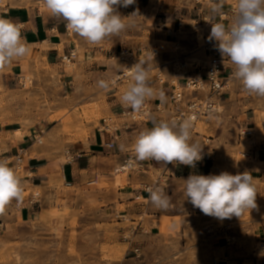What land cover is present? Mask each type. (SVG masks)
I'll return each mask as SVG.
<instances>
[{
    "label": "rangeland",
    "instance_id": "1",
    "mask_svg": "<svg viewBox=\"0 0 264 264\" xmlns=\"http://www.w3.org/2000/svg\"><path fill=\"white\" fill-rule=\"evenodd\" d=\"M208 1L136 0L126 8H117L122 17H128V27L94 45L108 55L91 59L80 51L68 65L61 61L47 65L37 58L22 73L6 71L7 65L0 67V127L43 129L42 146L56 150L58 144L65 145L59 158L67 162L72 157L67 153L69 143L86 139L95 129L113 131L133 124L111 112L108 93L119 82L128 87L130 76H119L128 73L138 60L145 61L149 80L161 75L183 86L188 76L204 75L213 57L204 46L203 31L196 33L192 22L211 13L203 8V2ZM230 2L235 5L236 0ZM180 21L185 26L180 27ZM122 49L134 51V59L121 60ZM84 60H89L84 80L88 87L79 92L97 98H87L91 100L79 106L74 104L78 91L76 96L72 94V86L60 73L77 70V63ZM113 78H118L114 86L99 88L100 80ZM218 103L219 116L201 119L192 128V142H199L206 156L203 166L177 171L145 169L129 157L133 167L119 171L125 164H116L110 178L100 174L99 179L82 186H67L61 177L52 179L49 186L56 195L50 199L49 209L39 213L37 208L25 222L17 217L14 206L4 220L0 264H215V260L218 264H264V149L257 150L264 147V97L246 93L240 82L231 78ZM247 127L253 128V134L242 136ZM14 133L21 136L23 132L16 128ZM28 158L26 155L22 166L14 169L18 176L24 174ZM223 171L233 175L247 171L253 176L257 208L240 218L221 221L193 207L184 195V180L190 174L218 175ZM130 184L135 188L133 194H118ZM149 186L164 189L171 199L169 208L158 209L148 201L145 188ZM26 194H32L34 200L45 197L41 187ZM220 241L229 243L227 258L216 251Z\"/></svg>",
    "mask_w": 264,
    "mask_h": 264
},
{
    "label": "clouds",
    "instance_id": "2",
    "mask_svg": "<svg viewBox=\"0 0 264 264\" xmlns=\"http://www.w3.org/2000/svg\"><path fill=\"white\" fill-rule=\"evenodd\" d=\"M136 0H44L49 13L66 21V28L97 45L106 38L118 35L128 24L117 11L128 7ZM231 23L223 22V0L211 7V15L205 20L211 24L208 41H215L221 56L228 57L235 69L233 78L242 90L250 95L264 97V0H236L232 9ZM136 15L135 13L132 15ZM220 17V19H217ZM28 46L20 26L9 18L0 16V67L28 54ZM128 75L131 83L120 96L122 105L133 112H140L148 98L154 95L149 84V70L143 60H138ZM118 78L100 80L98 86L107 90ZM161 98L163 94L161 93ZM209 111L211 118L212 112ZM193 118L182 121L153 120L151 128L141 130L132 146L137 161L155 160L164 164H179L195 168L202 160L203 146L192 142ZM121 150H127L121 145ZM148 201L158 209H167L171 199L161 187L149 186ZM186 199L204 215L218 220L241 217L257 208V190L253 176L245 171L231 174H190L184 180ZM22 199V182L6 159H0V211L12 200Z\"/></svg>",
    "mask_w": 264,
    "mask_h": 264
},
{
    "label": "crops",
    "instance_id": "3",
    "mask_svg": "<svg viewBox=\"0 0 264 264\" xmlns=\"http://www.w3.org/2000/svg\"><path fill=\"white\" fill-rule=\"evenodd\" d=\"M216 2L217 0L203 2V8L211 12V7ZM233 6L230 0H223V12L229 14ZM0 16L9 18L19 24L21 34L29 49L26 56L14 59L9 63L6 71L13 73L20 71L22 73L24 69L34 64V60L37 58L44 64L57 65L60 63L63 54L74 49L77 51V55L80 51H83L84 55L91 59H95L99 54L101 56L108 55L107 51L95 49L94 45L89 44L84 38L75 33L74 38H71L72 33H68L65 26L66 21L61 17L51 15L45 6L44 0H0ZM232 18L233 16L231 15L229 23H231ZM77 64V70H62L60 76L65 80L67 85L72 86V94L75 95L78 91L74 104L79 103V106H82L87 104L85 102L91 100H86L87 98L97 97L93 94L85 95L79 92L86 90L88 87L87 84H84V80H86L85 78L88 74L89 60H84ZM225 68L227 76H230L229 79L233 78L232 72L235 69V65L231 63L229 58L225 63ZM177 74L181 75V77H186L182 73ZM149 84L154 90V95L148 98L146 102H154L159 98L156 92L157 82L151 79L149 80ZM112 89L108 93L107 98L111 112L119 115L123 110L131 109L120 102V96L127 89L125 82H119V85L114 86ZM151 126L152 121L129 124L113 131L95 129L91 131L87 139H77L67 145V153L72 156L67 162H62L61 158H59L61 153L65 152V145L61 147L60 143L57 145L56 150H53L48 145L42 146L43 142H37L36 138L38 136L43 137L45 134L43 129L30 128L29 130H24L22 127L17 126L0 127V159H6L9 165L15 169L17 166L16 158L21 150L26 151L29 155L24 174L19 176L22 182V199L18 201L12 200L0 211V227L4 224V220L10 217L14 206L18 210L17 217L25 222L33 218L37 208L39 213L49 209L51 206L50 199L56 195V190L51 189L49 186V182L52 179L61 177L64 183L71 187L82 186L90 180L99 179L100 174L110 178V174L116 164H124L129 157L134 158L132 140L135 137V133H139L145 128H151ZM16 128L22 130L21 136H17L14 133ZM109 142H115V146L110 148L108 146ZM121 145H124L127 150H121ZM259 149L263 150L264 147L262 145L258 146L257 150ZM202 156V160L198 161L196 166L204 165L206 156L204 153H202ZM140 162L145 169L153 167L177 171L178 169L192 168L186 165L164 164L155 160ZM39 187L43 189L45 197L40 198L36 202L33 200L32 194L26 193ZM134 191L133 184H130L125 190L119 189L118 194L128 196L133 194ZM119 202L121 201L119 200ZM215 248L221 257L227 258L229 243L220 241L216 244ZM226 260L223 259L222 261Z\"/></svg>",
    "mask_w": 264,
    "mask_h": 264
},
{
    "label": "built area",
    "instance_id": "4",
    "mask_svg": "<svg viewBox=\"0 0 264 264\" xmlns=\"http://www.w3.org/2000/svg\"><path fill=\"white\" fill-rule=\"evenodd\" d=\"M234 7V6H233ZM233 7L230 13L223 12V22L228 24L230 22V16H233ZM211 13H206L201 20H194L192 27L196 33H199L200 29L203 31V38H208L211 31V24L205 19L208 18ZM220 19V17H217ZM179 26H185L184 21H180ZM166 25V24H165ZM68 30V29H67ZM70 34V31L68 30ZM216 42H209L206 40L204 46L213 57L211 62L208 64L206 73L195 74L188 76L183 86L180 85L179 81H169L157 75L155 80L157 82L156 92L159 98L154 102H145L144 108L140 112H133L132 109H126L121 112V115L130 119L132 123L151 122L153 120H172L182 121L186 118H193V125L197 124L201 119H208L209 111L212 112V116H218L221 113L219 109L218 100L225 94L226 88L229 84V77L226 74L225 63L228 57H222L220 52L215 47ZM77 51L70 50L61 56V62L65 65L72 64L77 59ZM135 52L129 49H122L119 52V58L123 61L133 60ZM233 73V72H232ZM127 72H122L119 79L128 77ZM161 93L163 98H161ZM211 116V117H212ZM106 123V120H104ZM107 127V124L105 125ZM242 136L249 137L253 134V128H244L241 131ZM37 142L42 143L41 138L38 136ZM210 139V138H209ZM208 139V140H209ZM108 146L113 148L115 142H109ZM28 155L26 151L21 150L20 154L16 158V165L22 166L25 161V157ZM134 164L132 159H127L125 165H128V169L133 167L131 162ZM147 188V187H146ZM145 188V190H146ZM35 196H40L36 193ZM34 200V199H33ZM34 201H39L36 199ZM139 251V249H136ZM219 262L215 260V264Z\"/></svg>",
    "mask_w": 264,
    "mask_h": 264
},
{
    "label": "bare ground",
    "instance_id": "5",
    "mask_svg": "<svg viewBox=\"0 0 264 264\" xmlns=\"http://www.w3.org/2000/svg\"><path fill=\"white\" fill-rule=\"evenodd\" d=\"M88 127V126H87ZM81 130V129H80ZM84 130V129H83ZM81 134V133H80ZM87 134V133H86ZM83 136V135H82ZM81 137V136H80ZM84 137V136H83ZM82 138V137H81ZM85 138V137H84ZM87 139V138H86ZM83 140V139H82ZM133 165V164H132ZM128 169V165H123L121 168H119L118 170L120 171V170H122V171H124V170H127Z\"/></svg>",
    "mask_w": 264,
    "mask_h": 264
}]
</instances>
